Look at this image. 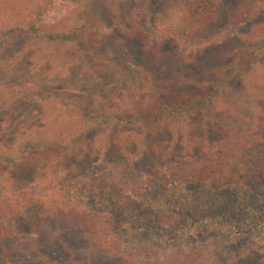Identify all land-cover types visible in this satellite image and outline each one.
<instances>
[{"label": "rangeland", "instance_id": "374dc122", "mask_svg": "<svg viewBox=\"0 0 264 264\" xmlns=\"http://www.w3.org/2000/svg\"><path fill=\"white\" fill-rule=\"evenodd\" d=\"M40 2L0 0V23L10 27L11 20H23L27 10ZM158 4L160 0H81L60 5L53 19L40 28L42 35L68 32L82 24L81 15L89 23L101 21L122 35L131 26L140 31L132 41L118 33L101 44L85 45V60L76 67L62 68L50 62L54 47L35 39L38 44L33 40L29 46L35 50L28 49L11 64V55L19 52L27 39L11 42L0 38V151L14 153L16 146L28 139L54 140L51 152L45 150L39 155L44 165L37 160L31 162L28 156L12 168L0 167V197L10 190L8 184L11 191H35L37 203L15 219V227L21 226L23 234L38 229L43 233L42 240L50 243L47 248L59 241L66 244L57 257L39 251L30 253V257L14 254L19 264H121L115 254L103 251L78 226L75 218L81 220L83 211L114 221L123 248L139 253L145 264L166 260L175 264H264L262 252L251 258L240 252L244 237L236 231L264 225L262 194L252 195L248 202L259 216L245 209L233 216L238 228L218 224L196 227L188 219H181L169 228L167 236L147 233L139 229V224L138 229L129 230L124 204L130 197L128 190L136 187L131 176L132 156L143 152L137 168L155 175L156 165H196L206 153L189 151L187 142L200 139L210 145L209 155L231 156L234 148L243 152L255 148L264 155V12L238 29L231 40L188 48L172 40L160 42L157 31L148 37V25H153ZM241 73H246L245 80ZM221 79L225 84L220 104L189 118L174 117L155 129L140 122L131 127L83 125L82 110L105 113L120 109L126 119H131L135 107L146 106L141 100L147 104L160 99L178 102L188 95L211 91ZM141 118L146 119L144 115ZM143 130L144 144L138 148L127 138H119L122 131L142 135ZM81 134L83 139L75 144L72 139H79ZM92 186L109 194L110 200L101 199V195L83 199L79 190L85 189L88 195ZM150 196L140 195L134 208L149 215ZM17 242L5 238L0 241V252Z\"/></svg>", "mask_w": 264, "mask_h": 264}, {"label": "trees", "instance_id": "16d2710c", "mask_svg": "<svg viewBox=\"0 0 264 264\" xmlns=\"http://www.w3.org/2000/svg\"><path fill=\"white\" fill-rule=\"evenodd\" d=\"M79 2L81 0H41L40 3H36L30 10H27L23 20H20V17L11 20L10 27L9 24L1 22V39L9 38L11 42L27 39L20 46L19 52L11 55L9 62L13 64L18 55H25L27 52L35 50L29 47L35 40L38 43L45 40L55 50L52 56L49 55L52 59L49 60L50 62L59 67L70 65L76 67L85 60L84 47H92L95 44L106 42L118 33L132 41L137 35L136 33L140 32L137 30L138 28L131 26V28L127 27V33L122 35L120 31L116 33L113 27L106 26L101 21L94 20L89 23L81 15L82 24L68 32L49 31L43 35L40 33V28L45 26L46 21L53 19V13L60 5L64 3L78 4ZM263 12L264 0H160V4L157 5L153 14V25H148V37L157 31L156 34L161 39L160 42L172 40L178 46L185 45L188 48L211 47L235 38L238 35V29L256 21ZM128 41L130 42V40L125 42ZM28 49L30 50L27 51ZM240 76L245 80L246 73H241ZM221 80L223 81V79ZM222 81L215 85L211 91L197 96L188 95L178 102L167 103L158 98L160 100H151L147 104L145 100H141V105L144 103L146 106L135 107L132 112L135 115L131 119H126L120 109L105 113H101L100 110L97 112L82 110L83 125L96 123L99 126L115 124L120 127H131L140 122L146 128L155 129L157 124L166 120L185 116L189 118L199 111L211 109L218 103L220 104L225 84ZM36 92L40 98L45 99L40 91ZM141 115H144L146 119H142ZM139 135L134 131H122L119 138H127L138 148L139 145L144 144L142 138L146 135V131L143 130L140 135L141 141ZM82 137L81 134L79 139L74 138L72 141L79 144ZM51 141L54 143V140ZM51 141L39 138L28 139L20 142L14 153L1 150L0 167L11 166L12 168L28 156H30L31 162L39 161V164L44 165V160H39V155L46 151L51 152ZM187 148L192 152L203 151L206 154L193 166L171 164L167 167H159L156 165L155 175L151 172H147V174L144 172L145 170H142L143 167L137 168L136 164L143 161V152H137L138 157H131L134 162L132 166L134 174L131 176L136 180V187L135 190H128L130 197L124 204L128 209L127 220L129 222H126L129 225V230L138 229L136 225L139 224V229H143L147 233L151 231L161 236H167L169 228L181 219H188L196 227L218 224L223 228H228L229 225L234 228L237 226L232 219L240 210L245 209L255 217L259 216L250 208L248 202L254 194H262L261 196L264 197L263 154L255 148L245 152L234 148L231 156L209 155L212 152L210 145L206 144L203 139L187 142ZM236 151L238 154H235ZM145 166L147 164H144ZM137 181L140 182L137 183ZM8 185L7 189L10 190L5 196L0 197V241L11 238L12 240L17 239L18 242L16 245L15 243L11 245V248L0 252V262L2 264H19L15 260L14 254L29 255L30 257V253L35 251L46 252L56 257L60 255L59 250L66 244L59 241L58 244L54 245L53 243L50 245L51 248H47L46 245L50 243L45 239L42 240L43 233L38 229L33 234L29 232L23 234L21 226L15 227V219H20L25 214L24 212L37 203L39 198L35 191H11V185ZM87 188L91 187L87 186ZM92 188L93 190L90 189L88 195L85 189L79 190L81 197L85 200H92L101 195V199L106 197L107 202L110 200L109 194L100 192L93 186ZM143 194L151 195L149 206L152 207V211L149 215L134 208L140 201V195ZM140 213L142 214L140 215ZM78 219L75 218L78 226L94 239L103 251L115 254L121 264H145L140 261L139 253H132L123 248L117 235L119 228L114 226V221L87 211H83L81 220ZM258 226L246 232L240 230L239 226L237 227L236 231L244 237L240 252L244 253L247 258L256 257L261 252L264 254V225L257 228ZM167 242L168 240H166ZM159 264L175 263L166 260Z\"/></svg>", "mask_w": 264, "mask_h": 264}]
</instances>
